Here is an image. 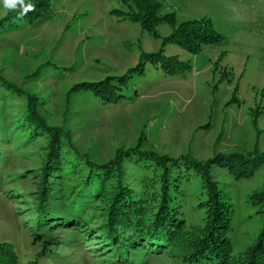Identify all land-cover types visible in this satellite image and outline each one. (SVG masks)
<instances>
[{"label":"rangeland","instance_id":"obj_1","mask_svg":"<svg viewBox=\"0 0 264 264\" xmlns=\"http://www.w3.org/2000/svg\"><path fill=\"white\" fill-rule=\"evenodd\" d=\"M156 1L159 14L172 19L154 26L158 35L117 15L116 9L128 10L124 0H49L28 24L0 4V246L16 264H111L112 248L87 225L104 212L97 190L81 200L76 194L90 168L85 161L102 174L116 167L119 150L133 149L129 160L122 156L121 180L148 201L159 196L162 168L150 160L156 155L205 161L216 153L264 154V0ZM204 17L223 42L195 54L163 44L174 26ZM162 47L188 60L190 69L170 76L146 62L136 72L143 53ZM105 80L120 96L101 98L85 83ZM31 112L42 129L29 122ZM45 130L62 134L59 161L48 171ZM136 151H152L148 167L135 163ZM183 173L173 194L190 233L202 222L206 190L193 170ZM209 173L228 203L236 258L264 224L253 197L264 187V162L247 178L221 166ZM44 189L53 219L42 225ZM168 248L135 250L131 257L135 264H171Z\"/></svg>","mask_w":264,"mask_h":264},{"label":"trees","instance_id":"obj_2","mask_svg":"<svg viewBox=\"0 0 264 264\" xmlns=\"http://www.w3.org/2000/svg\"><path fill=\"white\" fill-rule=\"evenodd\" d=\"M48 1L27 0V3L34 6V10L28 11L24 15H20L22 10L19 6L12 11L16 17L22 18L28 24L43 14L44 9L48 6ZM124 2H128V10L116 9L117 15L122 19L140 23L144 30L153 31L155 35H158L153 30L157 23L172 21L169 15L159 14L160 6L156 0H124ZM9 15L11 16L12 13ZM10 24L8 23V25ZM172 25L174 26L173 22ZM224 39L225 37L213 27L212 21L204 17L187 20L178 26H174L173 30L163 38V44L176 43L188 52L195 54L199 52L202 46H215L223 42ZM146 62L162 68L170 76H176L177 72L190 69L188 60H182L177 55L164 54L163 47L156 52L143 53L140 62L134 67L136 72L142 74ZM85 83L90 85L88 90H93L101 98L113 99L120 96L118 93H114L115 91L109 81ZM31 114L33 116L28 119L29 122L34 123L36 128L42 129L39 123V115L32 112ZM45 131L48 132L51 139L46 161V171H48L53 169L52 162L54 160L59 161L56 157L58 154L57 142L58 137H61L62 134L57 135L53 130ZM132 150H119L116 157V167L105 169L102 174L98 172L100 166L85 161L90 167L86 175V182L84 181V186L76 192L81 200L83 193H89V190L91 192L93 187L97 190L95 195L99 196V201L105 207L104 212H96L101 218L87 225L91 229L99 231L104 242L112 248L111 260L113 261L111 264H135L134 258L131 257L135 250L141 251L151 248L159 251L166 244H168V249L171 252V264H264V224L255 242L248 246L243 254L236 256V258L232 254L231 241L227 235L229 225L228 203L221 196V191L217 189L209 173L212 166H221L237 179L250 177L257 167L264 162V154L216 153L205 161H199L190 156L184 158L156 155L150 158L147 153L152 154V151L147 153L136 151L138 157H136L135 163L139 164V167H148L150 158L162 168L159 191H157L160 198L157 197L158 193H155L148 199V202L143 196L137 194L130 185L121 180L124 172L122 156L125 155L126 159L129 160ZM182 158L184 161L180 163ZM95 168L98 170L92 172ZM190 170L198 174L202 182L205 183L206 199L202 203L205 210L201 224L187 233L183 230L182 214L176 206L173 191L178 189L176 188L179 183L176 180L177 176L179 178L186 177L183 172L189 173ZM114 181V188L105 189L104 184H112ZM44 186L46 187V183ZM46 193H49V190L44 189L39 205L40 223L42 225L53 219V217H47L49 211L45 207L48 201ZM253 197L261 207L264 217V187L257 191ZM0 264H16L15 256L2 246H0Z\"/></svg>","mask_w":264,"mask_h":264},{"label":"clouds","instance_id":"obj_3","mask_svg":"<svg viewBox=\"0 0 264 264\" xmlns=\"http://www.w3.org/2000/svg\"><path fill=\"white\" fill-rule=\"evenodd\" d=\"M0 4H3L6 10H14L17 6H19L22 10L20 15H24L28 11L34 10V6L29 3H25V0H0Z\"/></svg>","mask_w":264,"mask_h":264}]
</instances>
